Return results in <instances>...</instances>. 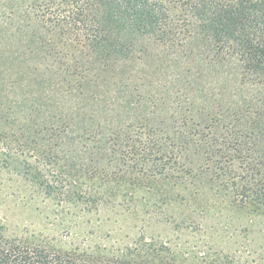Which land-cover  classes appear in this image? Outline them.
<instances>
[{
  "label": "trees",
  "instance_id": "obj_1",
  "mask_svg": "<svg viewBox=\"0 0 264 264\" xmlns=\"http://www.w3.org/2000/svg\"><path fill=\"white\" fill-rule=\"evenodd\" d=\"M0 132L81 176L198 180L264 214V0H0ZM69 246L0 233V264L188 263ZM222 260L241 264L189 263Z\"/></svg>",
  "mask_w": 264,
  "mask_h": 264
},
{
  "label": "rangeland",
  "instance_id": "obj_2",
  "mask_svg": "<svg viewBox=\"0 0 264 264\" xmlns=\"http://www.w3.org/2000/svg\"><path fill=\"white\" fill-rule=\"evenodd\" d=\"M36 147L0 134V233L7 239L64 250L87 243L134 251L152 243L183 257L184 264L220 255L264 264V214L223 198L208 184L89 178L77 170L88 160L73 161L65 148ZM72 164L74 176L67 174Z\"/></svg>",
  "mask_w": 264,
  "mask_h": 264
}]
</instances>
